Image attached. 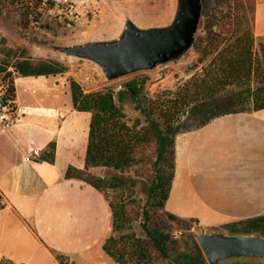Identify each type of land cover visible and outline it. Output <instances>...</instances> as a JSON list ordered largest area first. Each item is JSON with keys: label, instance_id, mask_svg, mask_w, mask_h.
Masks as SVG:
<instances>
[{"label": "trees", "instance_id": "1", "mask_svg": "<svg viewBox=\"0 0 264 264\" xmlns=\"http://www.w3.org/2000/svg\"><path fill=\"white\" fill-rule=\"evenodd\" d=\"M0 0L3 9L31 27L42 0ZM203 0V17L192 49L198 70L176 88L150 96L149 75L120 89L86 91L69 77L76 109L92 113L85 167L70 165L68 178L83 179L104 193L112 210V233L103 248L121 264H210L196 237L178 236L172 222L200 224L166 209L176 168V136L213 118L264 108V37L255 34V0ZM69 65L52 56H33L27 46L0 55V88L16 97V73H65ZM138 113L131 116L127 104ZM56 141L42 157L55 161ZM101 168L103 172H95ZM1 198V195H0ZM0 201V206H1ZM160 212L164 213L162 215ZM212 228L264 234V214ZM65 263L64 255L56 251ZM0 264H25L3 260ZM218 264H261L234 258Z\"/></svg>", "mask_w": 264, "mask_h": 264}, {"label": "crops", "instance_id": "2", "mask_svg": "<svg viewBox=\"0 0 264 264\" xmlns=\"http://www.w3.org/2000/svg\"><path fill=\"white\" fill-rule=\"evenodd\" d=\"M254 29L264 37V0H255ZM70 76L16 73L14 122L0 123V263L120 264L103 248L113 223L106 196L66 176L70 165L85 167L92 116L76 109ZM53 140L51 163L42 155ZM166 209L207 227L264 214V108L176 136Z\"/></svg>", "mask_w": 264, "mask_h": 264}, {"label": "rangeland", "instance_id": "3", "mask_svg": "<svg viewBox=\"0 0 264 264\" xmlns=\"http://www.w3.org/2000/svg\"><path fill=\"white\" fill-rule=\"evenodd\" d=\"M76 2L79 9L70 11L61 4H56L54 0H42V6L37 11L38 19L36 18L28 28L14 20L0 3V55L4 56L5 50L10 46L24 45L33 56L50 55L69 65L71 76L77 78L86 91L110 86L118 90L135 76L149 75L145 92L150 96L164 88H176L198 70L199 56L191 48L182 56L160 63L152 69L110 79L95 60L70 55L57 48L58 45L119 38L129 19L144 28L168 25L176 16L178 0H76ZM249 2L251 4L252 0ZM125 108L131 116L138 113L130 103ZM93 170L103 172L101 168ZM172 223L178 236L192 233L197 239L195 228L200 224L185 226L182 223ZM247 260L264 264L262 260Z\"/></svg>", "mask_w": 264, "mask_h": 264}, {"label": "water", "instance_id": "4", "mask_svg": "<svg viewBox=\"0 0 264 264\" xmlns=\"http://www.w3.org/2000/svg\"><path fill=\"white\" fill-rule=\"evenodd\" d=\"M203 0H178L174 20L163 26L140 27L132 19L111 40H90L57 48L98 62L110 79L156 67L190 50L203 17ZM197 240L210 264L232 258L264 261V234L196 226Z\"/></svg>", "mask_w": 264, "mask_h": 264}, {"label": "built area", "instance_id": "5", "mask_svg": "<svg viewBox=\"0 0 264 264\" xmlns=\"http://www.w3.org/2000/svg\"><path fill=\"white\" fill-rule=\"evenodd\" d=\"M56 4L70 9V11L78 10L79 6L76 0H54ZM17 108L15 98H10L6 91L0 88V123L5 128H10L14 122V116ZM33 155L39 156L41 151L39 149H33ZM29 158V157H28Z\"/></svg>", "mask_w": 264, "mask_h": 264}]
</instances>
